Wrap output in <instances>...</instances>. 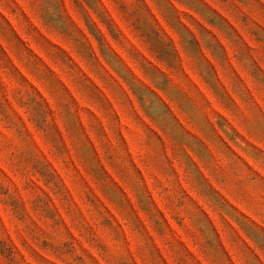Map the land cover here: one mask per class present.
I'll use <instances>...</instances> for the list:
<instances>
[{"label":"rangeland","instance_id":"374dc122","mask_svg":"<svg viewBox=\"0 0 264 264\" xmlns=\"http://www.w3.org/2000/svg\"><path fill=\"white\" fill-rule=\"evenodd\" d=\"M0 264H264V0H0Z\"/></svg>","mask_w":264,"mask_h":264},{"label":"clouds","instance_id":"9594fccd","mask_svg":"<svg viewBox=\"0 0 264 264\" xmlns=\"http://www.w3.org/2000/svg\"><path fill=\"white\" fill-rule=\"evenodd\" d=\"M118 71H119V69H117ZM155 82V81H154ZM166 82V78H164L163 76L161 77V81H160V83H165ZM158 86H159V84H158ZM133 91L134 92H139V88L138 87H133ZM141 99H143V97L141 96ZM67 109V105H64V107L61 109V112L63 113L65 110ZM190 118H192V117H190ZM194 122H196V123H198V121H195L194 120ZM249 131H251V129L249 128ZM73 143H74V146L75 147H79V145L78 144H76V141L74 140L73 141ZM134 167V166H133ZM185 175H186V179L188 180V182L191 184L192 183V181H191V179H190V177H189V170H188V168L186 167L185 168ZM122 178H125V179H127L126 177H124V176H122ZM130 182V181H129ZM170 183H171V181H170ZM194 190H196L195 188H194Z\"/></svg>","mask_w":264,"mask_h":264}]
</instances>
